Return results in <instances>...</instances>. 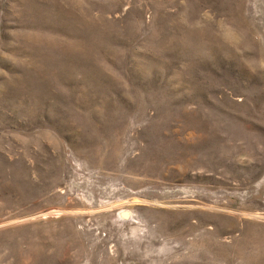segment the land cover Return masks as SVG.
Instances as JSON below:
<instances>
[{"label": "rangeland", "instance_id": "374dc122", "mask_svg": "<svg viewBox=\"0 0 264 264\" xmlns=\"http://www.w3.org/2000/svg\"><path fill=\"white\" fill-rule=\"evenodd\" d=\"M0 264H264V0H0Z\"/></svg>", "mask_w": 264, "mask_h": 264}]
</instances>
